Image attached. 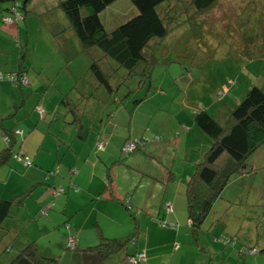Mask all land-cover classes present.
I'll return each mask as SVG.
<instances>
[{
	"label": "crops",
	"instance_id": "0c3cea01",
	"mask_svg": "<svg viewBox=\"0 0 264 264\" xmlns=\"http://www.w3.org/2000/svg\"><path fill=\"white\" fill-rule=\"evenodd\" d=\"M8 6L9 4H0V71L15 70L20 64H23L28 86L21 89L16 83L0 81V150L5 146L3 134L9 131L13 140L12 152L27 155L31 162V165L23 166L19 162L9 159L5 164L0 165V198L9 199L17 193L29 189L22 205L12 209L14 223L26 225L32 221L33 215H39V208L51 199L48 189L59 186L63 189V194L61 198L53 200L52 206L59 210V213L65 214V217H61L59 213L53 216L51 211H45L41 215V223L51 227L53 222L63 220L60 246L61 250L67 248L64 241L66 233L75 236L76 249H73L75 252H67V257L75 261L74 264H77L80 259L78 251L91 252L87 248L97 244V239L100 240V237L123 238L131 235L132 230L136 235H131L133 237L131 241L133 244L130 246L131 253L142 249L145 254L143 264H162L160 261L163 260L177 264L178 261H182L186 248H182L181 243L176 242L177 237L172 239L171 233V229L176 228V223H173L171 227H166L169 229L170 238L164 240L163 236L158 234L160 228L146 219H141L137 226L135 223L129 222L124 210L113 199L115 194L119 193L120 188L113 182L114 169L112 165L122 159L120 156L123 154L122 148L126 144L124 141L138 139L137 137L140 135L150 137L156 134L162 140H167L168 144L173 143L177 149L182 145L184 150H190L191 147L197 148L196 139L199 138L202 141L199 145H206V147L204 150L199 147L195 150L196 156H198L195 162L201 160L210 140L204 134L206 138L199 136V129L187 117L188 115L184 118L175 117L177 123L172 131L164 128L149 130L147 127L148 129L146 128L136 135L117 136L115 129H117L118 114L124 115L133 112L132 102L128 100L129 92L124 91L127 88L123 90L121 87L125 81L121 85H115V81L111 82L114 92L116 90L114 95L101 86L116 104L107 119V129L106 127L102 129L97 127L93 133H90L87 128L79 131L78 127L81 125L82 117L79 114L74 115L75 111L78 113L75 105L72 106L73 119L70 121L65 119L64 112L58 106L62 97L67 98L66 94L69 91L67 89L64 92L63 87L69 88V81L77 84L82 74H85L84 76L87 74L88 81L85 86L95 83L96 79L88 71L90 59L83 56L85 52L88 54L87 51H94L93 47L90 46L87 51L83 50L74 34L67 31L62 32L64 37L62 43L60 45L57 43L54 48L51 45L54 39H48L45 32H37L32 36L26 32L29 19L27 13H23L11 22H4L3 17L9 16L6 9ZM48 33L55 34L56 32ZM71 40L76 46H71ZM79 54L84 57L83 63H79L76 68L73 65L76 60L74 56ZM18 55L22 56L20 64ZM193 81L194 79L190 83L192 84ZM235 84L236 78L231 79L230 86L226 90V94L231 93L228 98L230 102H237L245 90L244 86L246 85L242 84L238 85L236 91H233ZM128 90L131 91V89ZM201 102L203 103V101ZM36 107L41 111H38ZM189 113L192 116L190 111ZM77 122L78 127H76ZM14 129L19 130V133H16ZM97 142L102 144L101 149H97ZM154 145L158 146L159 143ZM247 166L252 167V172L245 176L237 175L221 191L223 193L231 183L238 182L236 186L231 187L232 196L223 199V196L219 195L214 200L215 202L219 199L221 209L211 208L216 213L213 221H220L218 222L221 234L229 232L228 234L235 237V241L238 239L239 244L235 245L234 243L235 253L233 252L234 248L229 247L225 254H220L217 261L212 264H237V260H239V264H264V143L250 155ZM192 170L194 168L189 165H185L183 168L184 176H188L187 179L192 174ZM107 173L111 180L108 186L106 184L108 182L106 181ZM174 176L175 174L168 173L167 180L174 179ZM183 178L178 177L180 181ZM179 183L181 184V182ZM182 187L174 190L172 200L168 197L165 199L170 204L172 213L163 218L175 220L177 216H181V214H176L177 210L181 209L179 201L184 194ZM255 187L258 188V191L255 190ZM133 193L129 185L123 190V194H127L125 195L127 196L126 202L129 199L135 204V201L132 200ZM179 194H181L180 198ZM242 194L243 197H241ZM177 196L178 202L176 201ZM236 201H240L239 209L242 203H245L247 204L245 208L249 210L236 208L235 211ZM54 203L56 204L54 205ZM159 205L158 203L150 205L151 208H157L156 215L159 213ZM245 213L248 214L245 216ZM180 218L182 221L184 220V217ZM103 225L109 231L103 230ZM13 235L15 236V233ZM176 235L178 234L176 233ZM179 235L185 242L189 241L185 233ZM17 238L18 236L15 237V239ZM50 239L52 237L47 238L46 245L37 246L48 249ZM23 242L24 239L21 243L24 244ZM170 244L173 251L165 255L164 250H167L165 247ZM125 247H129L128 244ZM250 247H255L258 251L253 254H243L239 251L242 248Z\"/></svg>",
	"mask_w": 264,
	"mask_h": 264
},
{
	"label": "rangeland",
	"instance_id": "374dc122",
	"mask_svg": "<svg viewBox=\"0 0 264 264\" xmlns=\"http://www.w3.org/2000/svg\"><path fill=\"white\" fill-rule=\"evenodd\" d=\"M28 1L26 5L29 9L25 12L29 16L26 32H29L30 36L35 35L37 32H45L48 39H54L51 45L56 48L55 45L57 43L60 45L64 38L62 32L67 30V22L63 12L54 7L59 0ZM0 4L8 5L9 3L4 1ZM135 13L136 9L130 0H114L104 7L98 16L104 30L109 32L135 15ZM207 18V32H196L197 38L189 39L188 43L177 32L166 36L160 42L158 41L152 50L156 60L150 68L149 82L144 81L139 84L137 76L124 80L125 83L121 87H123V90L127 88L124 91L129 92V97H127L132 102L133 112L124 115L118 114L116 120L117 129H115L117 136L136 135V133L146 130L147 127L149 130L164 128L172 131L177 123L175 117L184 118V116L188 115L187 117L191 119L189 111L192 112L194 108L198 107L197 105H205L207 111L211 114L220 112L216 110L222 103L219 99L222 101V99L224 100L231 95V93L226 94L225 90L230 86V80L233 78H236L233 91H236L238 85L242 84L248 86L264 85V56L261 57L259 55H264V0H218L208 13ZM48 32L56 33L49 34ZM70 44L71 46H76L72 40ZM93 49L98 50L97 48ZM56 56L59 57L58 55ZM83 56L89 58L86 52ZM74 58L76 60L73 65L77 68L79 63H83L84 57L79 54L74 56ZM248 58L250 59L247 60ZM261 65L263 66L262 68L260 67ZM62 71L64 72L65 70L63 69ZM84 75L82 74L77 84L69 81V88L63 87L64 92L67 89L69 92L66 94L67 98L62 97L60 99L58 107L64 112L65 119L70 121L73 119L72 106L75 105L78 113L75 111L74 115L79 114L82 117L80 127H78V122L76 127H78L79 131L87 128L90 133H93L97 127L100 129L106 127L107 129V119L116 104L113 98L108 96V93L96 81H94V84L85 86L88 81V75ZM193 79L194 81L191 84L190 81ZM17 85L21 89L28 86ZM62 85L65 86L64 84ZM221 87L223 95H217ZM128 89H131V91ZM215 89L217 92L214 93ZM115 93L116 90L112 95ZM84 95L85 98H83ZM191 101L192 103L189 104ZM198 134L206 138L199 130ZM129 140L124 141V144ZM196 142L198 143L197 148L204 150L206 145H199L202 142L199 138L196 139ZM155 143H159V145L156 146L154 145ZM155 143L146 141L139 143L137 145L138 149L131 153L122 151L123 154L120 156L122 159L112 165L114 169L113 182L120 188L119 193L115 194L113 199L124 210L123 212H125L124 214L128 217L129 222L135 223L137 226L141 219H146L157 226V228H160L158 234L162 235L164 240L170 238V233L169 229L162 226L161 223L165 222V220L172 222V224L176 223L175 229L179 231L171 229L172 239L177 237L176 242H180L181 247L186 248L182 261H178L177 264H200V262L201 264H212L217 261L220 254L224 255L229 247L234 248L233 252L235 253L236 243L239 245L238 239L231 241L233 243L231 244L232 246L221 241L223 236L232 235L228 234L229 232L226 233L227 235L221 234L220 221H213L216 216V213L212 211L213 209L200 224L196 236H193L192 229L189 228L186 220L183 193L182 197L179 194V198L181 197L179 201L181 209L177 210L176 214H181V216H177L175 220L163 218L167 214L172 213L171 208L170 210L164 208L165 199L168 197L172 200L175 193L174 190L182 186V189L184 188V183L188 180V176H184L183 168H185V165L194 168L198 156H196L195 151L197 148L194 147H191L190 150H184L182 145H180L179 149H177L173 143L168 144V141L162 140V138H160L159 142L155 141ZM17 154L21 155V153ZM10 159L12 160L11 157ZM168 173L175 174L174 179L170 178L167 180ZM51 174H54V172H51ZM178 177L184 178L180 181ZM237 183H231L230 187L225 189L220 196H223V199L227 196H232L231 187L236 186ZM128 185L134 192L132 200L135 201V204L129 199L126 202L127 196L125 195L127 194H123V190ZM58 188L59 186H53L48 189L51 199L47 204L39 208V212L41 210L51 211L53 216L59 213V210L52 206L53 200L57 197L52 198L51 195ZM162 190L164 191L162 192ZM255 190L258 191V188L255 187ZM241 197H243V194ZM176 201L178 202V196ZM156 203L158 205L160 203L157 215V208L150 207V205H156ZM239 204L240 201H236L234 204L235 211L236 208L238 210H249L245 208L247 206L245 203H242L239 209ZM145 207L147 208L145 209ZM211 208L221 209L219 199L213 202ZM21 211H23V208H21ZM61 213L59 215L65 217V214ZM247 214L245 213V216ZM33 216L32 221L26 225L17 222L15 224L13 218L7 220L6 225H4L7 227V231L5 235L0 237V246L4 247L6 242H12L14 249L20 248L23 245L21 243L23 239V243L34 241L36 245L44 246L48 243L47 238L52 237L48 249L37 246L39 253L44 256L57 257V264H74L75 261L67 257V252H75V250L72 248L61 250L63 220L53 222L52 226L49 227L41 223V215ZM180 217H184V220L182 221ZM161 220L163 222L160 223ZM104 227L105 225L102 227L103 230L109 231V229ZM14 233L18 234L14 236ZM180 233H185L189 241L185 242L179 235ZM68 234H65V242ZM131 235L135 236V231L132 230ZM9 236L12 237L8 239ZM17 236L18 238L15 239ZM132 240L133 237L131 236L128 241L129 247L112 253L99 264H131L127 259L132 252L130 247L133 244ZM98 241L100 240L97 239V243ZM171 244L165 247L167 248V250H164L165 255L173 251ZM13 253V250L2 252L0 248V264H4L12 257ZM47 253L48 255H45ZM77 254L80 256L77 264H98L94 252L87 251L84 253L78 251ZM143 262L139 264H143ZM160 262L162 264H175L168 260ZM236 262L239 264V260Z\"/></svg>",
	"mask_w": 264,
	"mask_h": 264
},
{
	"label": "trees",
	"instance_id": "16d2710c",
	"mask_svg": "<svg viewBox=\"0 0 264 264\" xmlns=\"http://www.w3.org/2000/svg\"><path fill=\"white\" fill-rule=\"evenodd\" d=\"M4 1L9 3V6L6 7L9 16L6 17L12 18L15 12L23 15L27 11L28 0L22 2L20 0H0V2ZM113 1L59 0L54 6L64 14L68 23L66 32L71 31L74 34L83 50L87 51L90 46L98 49L87 51L90 59L88 71L96 79L98 85L110 93L114 92L112 81H115V85H121L125 79L137 76L139 84L144 81L149 82L150 68L156 60L152 50L158 41L160 42L166 36L177 32L188 43L189 39L197 38L196 32H207V15L218 2V0H130L136 9V14L106 32L98 14ZM11 9L15 12H11ZM259 55L264 56L263 54ZM21 57L18 55L19 64ZM19 67L6 72L0 71L4 76L0 81L8 80L12 84L27 86L28 80L23 64H20ZM9 75H23L27 80V85H22L18 81L13 82L12 77L14 78V76L8 79ZM224 88L226 89L225 86ZM218 91L219 94H222V87ZM215 92H217L216 89ZM218 93L217 95H219ZM228 98L229 96L222 101L219 99L222 103L216 110L220 112L211 114L205 105H197L198 107L191 112L192 123L210 140L201 160L195 164L192 174L184 184L187 224L192 229L193 236H196L200 224L204 221L212 203L220 195L222 189L237 175L245 176L252 172V167L247 166L248 157L264 143V85H246L242 97L237 102H230ZM14 130L19 133V130ZM4 136H6L7 142ZM137 138L130 140H135V145L129 153L138 149L139 143L160 140V136L156 134L150 137L140 135ZM3 140L5 146L0 150V165L5 164L10 157L23 166L31 165L30 160L29 164H24L23 161L14 158L13 154L16 152L11 150L13 140L9 131L3 134ZM106 181H108L106 183L108 186L111 182L108 173ZM27 193H29V189L21 191L9 199L0 198V237L7 231V227L4 225L7 220L13 217L12 209L22 205ZM61 195H53V198H61ZM41 212L45 213V210L38 212L39 215L44 214ZM162 220L160 223L163 222ZM161 224L165 227L173 226L172 222L167 220ZM69 236L74 237L72 247L67 246ZM130 238L131 235L123 238L100 237L97 244L87 249L95 253L99 264L112 253L125 248ZM225 238L235 240L233 236H223L221 241ZM11 243L6 242L4 247L0 246L2 252L14 251L12 257L4 264L58 263L57 257L41 255L34 241H27L20 248L15 249ZM66 247L76 249L73 234L67 235ZM251 249H254V252L258 251L255 247L244 250ZM140 252L144 254L142 249L131 253L127 259L128 262L131 264L143 262L145 254L143 260H137V255Z\"/></svg>",
	"mask_w": 264,
	"mask_h": 264
},
{
	"label": "built area",
	"instance_id": "2783aa9c",
	"mask_svg": "<svg viewBox=\"0 0 264 264\" xmlns=\"http://www.w3.org/2000/svg\"><path fill=\"white\" fill-rule=\"evenodd\" d=\"M11 12H15V10H12L11 9ZM20 15L17 13V12H15V14L12 16V18H10V17H4V22H11L12 20H13V18L15 19V18H18ZM11 76H14V78L12 77V79H13V82L15 81H18L19 83H21L22 85H27V80H26V78L23 76V75H21V76H16V75H9L7 78L9 79V78H11ZM4 76L0 73V79L1 78H3ZM36 109L38 110V111H41L40 109H38V107H36ZM4 138H5V141L7 142V138H6V136H4ZM134 145H135V140L134 141H128V142H126V144L123 146V150L124 151H127L128 153L134 148ZM96 147L97 148H102V144L100 143V142H97V145H96ZM13 156H14V158H16L17 160H21V161H23V163L24 164H29V158L27 157V156H24V155H19V154H17V153H15V154H13ZM62 191H63V189L62 188H59V189H57L55 192H53L52 194L54 195V196H58V195H61V193H62ZM164 208L165 209H168V210H170V204L167 202V201H165L164 202ZM41 213H44V212H41ZM171 226V225H170ZM222 241L224 242V243H230L231 244V241H232V239H227V238H225V239H222ZM73 244H74V237L73 236H69V238H68V241H67V246L68 247H72L73 246ZM240 251L242 252V253H247V254H252V253H255L254 251V249H251V250H244V249H240ZM144 259V254H143V252H140L138 255H137V260L138 261H140V260H143ZM132 261H134V259H132Z\"/></svg>",
	"mask_w": 264,
	"mask_h": 264
},
{
	"label": "clouds",
	"instance_id": "9594fccd",
	"mask_svg": "<svg viewBox=\"0 0 264 264\" xmlns=\"http://www.w3.org/2000/svg\"><path fill=\"white\" fill-rule=\"evenodd\" d=\"M19 17H20V16H19ZM19 17H18V18H19ZM14 20H15V19H14ZM12 21H13V20H12ZM218 94H219V93H218ZM230 245H231V244H230ZM240 252H241V251H240Z\"/></svg>",
	"mask_w": 264,
	"mask_h": 264
}]
</instances>
